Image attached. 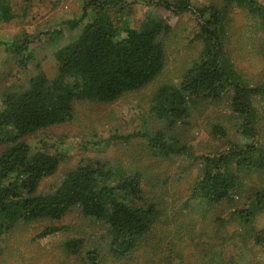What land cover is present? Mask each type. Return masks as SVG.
I'll return each instance as SVG.
<instances>
[{"label": "trees", "instance_id": "16d2710c", "mask_svg": "<svg viewBox=\"0 0 264 264\" xmlns=\"http://www.w3.org/2000/svg\"><path fill=\"white\" fill-rule=\"evenodd\" d=\"M4 1L0 0V22L12 18ZM143 2L87 0L82 19L66 23L78 34L54 47L57 74L49 77L40 70L26 88L6 91L0 98V146L4 147L0 153V257L6 237L21 223L49 221L51 225L37 235L43 239L65 230L56 223L75 211L101 225L103 239H107L94 247H87L90 240L82 237L60 245L64 254L79 256L84 264H107L105 251L115 262L128 264L138 253L151 259L150 255L163 251V242L179 239L173 225H178L183 211L169 200L167 181L158 177L153 182L145 167L91 161L81 163L59 185L42 192V184L58 173L64 159L50 154L47 145L33 146L26 140L73 123L78 104L109 106L164 78L171 50L181 37L162 17L147 13L136 18L137 8L158 6L179 16L190 13L198 24L191 41L194 52L187 53L178 81L163 79L152 95L150 114L160 126L141 132L154 157H187L200 166L185 208L190 210L188 216H202L201 233L192 231L195 238H191L197 243L193 250L169 248L182 262L167 259L171 264L195 260V264H264V226L258 230L253 225L264 216V191H257L249 206H241L255 183H262L255 189L264 183V1ZM56 35L59 39L63 33ZM32 44L28 40L16 43L10 52L27 55L32 53ZM247 60L255 66V74L243 65ZM221 106H225L221 122L210 119L206 126L208 134L226 148L217 154L194 156L178 127L187 129L197 115ZM231 120L240 122L237 140L222 123ZM230 214L248 227L247 238L238 233L228 237ZM214 240L232 245L229 249L233 251L240 249L241 240L250 258L238 261L233 256L228 261L224 256L228 251L214 249Z\"/></svg>", "mask_w": 264, "mask_h": 264}, {"label": "rangeland", "instance_id": "374dc122", "mask_svg": "<svg viewBox=\"0 0 264 264\" xmlns=\"http://www.w3.org/2000/svg\"><path fill=\"white\" fill-rule=\"evenodd\" d=\"M86 1H4L10 8L12 18L10 21L0 22V43H3L0 45V98L6 91L26 88L30 79L40 70H43L49 77H54L57 74L58 64L53 56L54 47L57 43H67L78 34L72 32L66 23L82 19ZM127 1H136L139 2V5L145 3L143 0ZM199 1L204 3L206 0ZM147 13L164 18L167 23L176 28V35L181 37L180 42L175 44L171 50L164 78L162 77L146 90L130 94L124 100L109 106L78 104L76 119L73 123L52 128L26 140L33 146L47 145L50 154H59L64 159L58 173L44 181L40 189L42 192L59 185L65 174L81 163L91 161L110 160L115 165L122 162L125 167H145L148 172L152 173L153 182H157L158 177L161 178V182L167 181L171 194L169 200L183 211L182 216L179 217L178 225H173V230H179L180 237L173 239L172 244L169 240L163 242V251L158 256L150 255V259L148 254L138 253L136 259L131 260L128 264H171L167 257L176 259L174 263L182 262V259L176 254L170 253L169 248L172 251L178 250L180 247L193 250L197 243L192 239L195 238L192 231L196 232L198 236L201 233L202 216H188L190 210L185 208V203L190 195V186L200 175V166L193 164L192 160L187 157H173L164 160L154 157L141 132L145 129L152 132L158 125L157 119L150 114L152 95L163 79L178 81L181 66L187 61V53L194 52L191 41L198 31V24L194 15L190 13L179 16L158 6H150L145 9L137 8L136 18H144V14ZM91 17L89 16V18ZM236 20L239 22V17H236ZM59 31L63 33V36L58 39L55 33ZM25 40L33 43L30 48L32 53L16 56L14 52H10V48L14 44L22 43ZM244 63L243 65L249 73H256L255 66H251L248 60ZM224 107L211 110L215 113L208 111L197 115L193 124L186 127L187 129L182 126L178 127L177 131L181 134L182 139L192 146L194 156L217 154L226 148L225 144L208 134L206 126L210 119L221 122L220 118L225 112ZM222 123L228 128L233 140H237L239 138L236 136L239 135L237 128L240 126V122L231 120L230 122L222 121ZM125 138L130 139L125 140ZM3 148L0 146V153ZM261 184L260 182L255 183L253 190L244 196L241 201L242 208L250 205L255 199L257 191H264V183L260 189H255ZM199 212L202 213V210L199 209ZM231 215L227 219L228 237L238 233L239 236L247 238L248 227L242 223L240 218ZM257 219L258 223L253 225L258 230H262L264 216H259ZM48 225H51L49 221L32 224L21 223L6 237L0 264H84L79 256L69 257L64 254L60 245L66 240L79 237L90 240L87 247L99 246L107 241V239H103L105 230L100 227L101 225L91 223L78 211L70 213L63 221L56 223L57 226L66 228L65 230L47 238L37 239V235ZM90 234L93 236L92 240ZM214 242L213 245L217 247H213L214 249L223 253L228 251L224 255L228 261L233 256L238 261H246L247 258H250V255L242 247L241 240L238 242L240 249L238 248L236 251L229 249L234 248L230 244L227 245L216 240ZM104 256L108 258L107 264H127L126 261H112L108 251H105ZM195 262L196 260L192 264Z\"/></svg>", "mask_w": 264, "mask_h": 264}]
</instances>
